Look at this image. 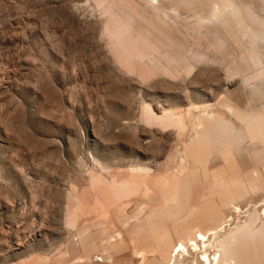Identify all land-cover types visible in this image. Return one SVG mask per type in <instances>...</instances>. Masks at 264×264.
<instances>
[{"label": "rangeland", "instance_id": "374dc122", "mask_svg": "<svg viewBox=\"0 0 264 264\" xmlns=\"http://www.w3.org/2000/svg\"><path fill=\"white\" fill-rule=\"evenodd\" d=\"M187 19L145 0H0V264H147L220 179L248 191L224 229L262 224L264 148L194 160L193 138L198 116L264 114V43L256 68L234 24Z\"/></svg>", "mask_w": 264, "mask_h": 264}, {"label": "bare ground", "instance_id": "6f19581e", "mask_svg": "<svg viewBox=\"0 0 264 264\" xmlns=\"http://www.w3.org/2000/svg\"><path fill=\"white\" fill-rule=\"evenodd\" d=\"M145 1L153 11H156L166 19V22L170 23L179 19H187L188 17L199 24V26L200 24H212L213 26L215 25L213 23L220 22L223 27H230L228 23L231 22L234 24L232 29L244 39V42L247 40V43H249V52L244 50L248 54L251 53L252 57L250 58H252V62L254 61L256 68L261 67L259 66L261 60L257 56L259 54L257 46L264 43V16L260 12L257 13L250 4V7H247V5L242 7L236 0H208L209 5L204 4L206 5L205 7L209 6L205 13H203L204 10L202 11L201 7L200 11L202 12H195L191 16H183V9L180 8L178 2L185 0ZM223 27H221V30ZM224 28L223 30H226ZM231 32L230 34H233ZM233 35L237 37L235 34ZM122 47L118 48L120 50L119 53L123 52L122 49L124 47ZM146 47L154 50L152 46L148 45ZM256 52L258 53L255 54ZM155 55L157 54L155 53ZM122 56L125 57V55ZM135 56L144 59L143 54H136ZM255 58H258L260 62ZM251 82L252 80L249 78L244 79L246 85H251ZM235 108L231 109L230 115L232 114V117L234 115L236 122L229 118L230 116L228 117L227 115L226 117L219 112L212 115L198 116L200 129L197 131L195 139L193 138L194 141H192L195 155L199 158L195 156L194 160L213 154L224 155L234 150L235 147L237 148V146L246 143L249 147L251 145L254 148L255 146L264 148V114L255 110L243 111ZM214 183L216 185L215 193H220L218 200L214 201L212 199V201L209 198L212 202L209 200L205 206L204 203L202 205L204 206L203 208L199 206L202 211L198 210L199 215L195 211L196 215H192L191 220L177 230V237L173 244H168L167 232L159 233L157 235L159 239L153 246L154 248L149 249V251L153 250L156 256L154 255V258L147 264H185L187 261L192 264H249V262H255L256 259L260 258L257 251L264 244V221H262L260 226H253L251 221H245L244 223L236 224L234 227L232 225L233 228L231 227L232 229L229 230H225L223 225L227 220L223 215V209L231 206L232 210H239L238 202L248 196L247 189L240 184L230 185V183L223 182L221 179ZM203 197L205 198V196ZM193 207L195 208V206ZM163 248L165 251L162 254ZM153 252L151 251V253Z\"/></svg>", "mask_w": 264, "mask_h": 264}]
</instances>
